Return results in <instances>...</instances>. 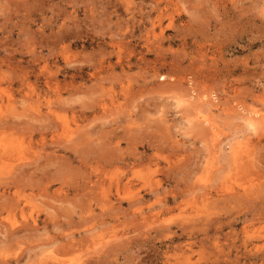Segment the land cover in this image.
<instances>
[{"label": "rangeland", "instance_id": "374dc122", "mask_svg": "<svg viewBox=\"0 0 264 264\" xmlns=\"http://www.w3.org/2000/svg\"><path fill=\"white\" fill-rule=\"evenodd\" d=\"M263 117L264 0H0V264H264Z\"/></svg>", "mask_w": 264, "mask_h": 264}, {"label": "bare ground", "instance_id": "6f19581e", "mask_svg": "<svg viewBox=\"0 0 264 264\" xmlns=\"http://www.w3.org/2000/svg\"><path fill=\"white\" fill-rule=\"evenodd\" d=\"M165 77V76H164ZM188 98V97H187ZM208 98V97H207ZM184 100V99H183ZM207 105V104H206ZM253 111H251V112H247L243 117L245 118V119H247L248 121V124L250 125V126H252V127H254V125H255V120H256V115L255 114H253L252 113ZM257 112H258V110H257ZM241 115H242V113H241ZM261 116V115H260ZM264 118V117H263ZM204 120V119H203ZM260 121H261V119H260ZM207 122L208 123H210V122H213V121H210L209 119H207ZM216 124V123H215ZM217 125V124H216ZM208 127H210L211 128V125L210 126H208ZM220 127V126H219ZM255 128V127H254ZM71 130V129H70ZM215 132H217V131H215ZM248 137V136H247ZM229 138V137H228ZM226 140V139H225ZM239 140V139H238ZM234 141V140H233ZM244 141V140H243ZM245 141L247 142V140L245 139ZM231 143H233V142H231ZM230 144V143H229ZM240 144H241V142H240ZM243 145V144H242ZM245 145V144H244ZM221 146V145H220ZM237 146V145H236ZM234 144H233V147H235V150H239V149H237V147H236ZM222 147V146H221ZM224 147V146H223ZM229 147H230V145H229ZM232 146L230 147L231 149H229V150H234V148H233ZM233 148V149H232ZM225 149V148H224ZM221 150V149H220ZM248 150H249V148H248ZM241 151V150H240ZM245 153V152H244ZM225 155V154H224ZM218 156H220L219 154H218ZM245 156V155H244ZM217 157V156H216ZM220 158V157H219ZM222 159V158H221Z\"/></svg>", "mask_w": 264, "mask_h": 264}]
</instances>
